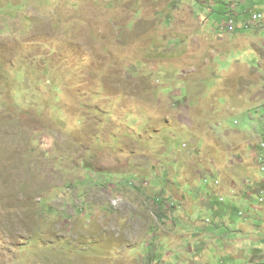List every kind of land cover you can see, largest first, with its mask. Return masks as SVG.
<instances>
[{"label":"rangeland","instance_id":"374dc122","mask_svg":"<svg viewBox=\"0 0 264 264\" xmlns=\"http://www.w3.org/2000/svg\"><path fill=\"white\" fill-rule=\"evenodd\" d=\"M242 1L0 0V264H264Z\"/></svg>","mask_w":264,"mask_h":264},{"label":"crops","instance_id":"0c3cea01","mask_svg":"<svg viewBox=\"0 0 264 264\" xmlns=\"http://www.w3.org/2000/svg\"><path fill=\"white\" fill-rule=\"evenodd\" d=\"M245 2H246V0H243L242 2H239L238 4H240V3L244 4ZM238 4H234L235 7H236V9L234 11H231V9L229 8V5L226 6V7L229 10L230 14H235L237 17L239 16L238 17L239 18V23H240L241 27H243L245 23L249 22V18L248 17H250V15L252 13L250 11H248L246 8H243L242 6H237ZM234 5H232V6H234ZM237 11H238V13H237ZM257 47L261 51V56H262V60H260L259 65H258L259 68H260V64L264 63V52L262 51V50H264V41H261ZM254 69H258V67H255ZM258 71L262 72L260 75H262L264 73V70L261 71V68L258 69ZM259 93H260V91L257 94H259ZM255 140H256V138L254 137L253 140L248 141L250 143V147L252 146V144H256V142H254ZM254 158L256 160H258L256 156Z\"/></svg>","mask_w":264,"mask_h":264},{"label":"clouds","instance_id":"9594fccd","mask_svg":"<svg viewBox=\"0 0 264 264\" xmlns=\"http://www.w3.org/2000/svg\"><path fill=\"white\" fill-rule=\"evenodd\" d=\"M229 8L231 9V11H234V10L236 9L235 6H230ZM254 14L261 15V16H262V19H261L259 22H262V20L264 19V16H263L262 14H260V13H255V12H253V13L250 15V17H248V18H249V22H250L251 17H252ZM230 15H231V14H230ZM234 15H235V14H234ZM236 18H237V17L231 15V16L227 19L228 21H231V20L234 21V23H235L234 29L236 28V24H237V22H239V21H237ZM248 18H247V19H248ZM228 21H227V23H228ZM249 22H248V23H245L244 26H246L247 24H249ZM259 22H257L256 24H254V25H252V26H256L257 24H259ZM228 25H229V24H228ZM262 145H264V144H262Z\"/></svg>","mask_w":264,"mask_h":264},{"label":"bare ground","instance_id":"6f19581e","mask_svg":"<svg viewBox=\"0 0 264 264\" xmlns=\"http://www.w3.org/2000/svg\"><path fill=\"white\" fill-rule=\"evenodd\" d=\"M261 19H262V16H261V15L254 14V15L251 17L249 24H250V25H254V24H256L257 22H259ZM234 26H235L234 21H230V25H228V27H229L231 30H234Z\"/></svg>","mask_w":264,"mask_h":264},{"label":"built area","instance_id":"2783aa9c","mask_svg":"<svg viewBox=\"0 0 264 264\" xmlns=\"http://www.w3.org/2000/svg\"><path fill=\"white\" fill-rule=\"evenodd\" d=\"M232 21V20H231ZM231 30V29H230ZM231 31H233V30H231ZM262 147H264V145H262Z\"/></svg>","mask_w":264,"mask_h":264}]
</instances>
